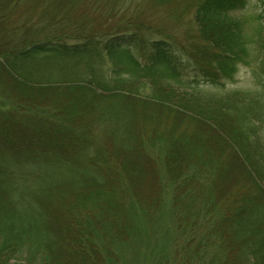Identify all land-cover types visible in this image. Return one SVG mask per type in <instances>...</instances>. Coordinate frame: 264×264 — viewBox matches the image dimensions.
I'll list each match as a JSON object with an SVG mask.
<instances>
[{
	"label": "trees",
	"instance_id": "16d2710c",
	"mask_svg": "<svg viewBox=\"0 0 264 264\" xmlns=\"http://www.w3.org/2000/svg\"><path fill=\"white\" fill-rule=\"evenodd\" d=\"M195 1L206 44L182 62L168 40L136 31L53 37L71 18V0H0V95L12 105L0 110V261L25 253L39 264H121L116 244L134 237L135 208L148 224L160 218L161 170L172 187L176 264H264V0L239 17L246 0ZM41 64L51 67L46 78ZM242 66L256 88L224 90ZM144 82L150 92L137 91L138 108L144 97H177L191 112L161 104L167 122L154 125L166 148L154 157L127 101ZM46 110L62 120L38 115ZM197 134L233 151L237 167L189 166L182 144ZM204 172L211 183L199 190ZM233 172L241 183L229 180Z\"/></svg>",
	"mask_w": 264,
	"mask_h": 264
},
{
	"label": "rangeland",
	"instance_id": "374dc122",
	"mask_svg": "<svg viewBox=\"0 0 264 264\" xmlns=\"http://www.w3.org/2000/svg\"><path fill=\"white\" fill-rule=\"evenodd\" d=\"M195 4V0H71V18L69 21L60 25L57 29H52L51 33L55 38L64 41H71V39L77 37L76 33L86 32V34H88L89 32H92L100 34L104 32L114 33L119 31H136L139 35L148 39L163 38L168 40L173 46L172 48L177 55V60L185 62L191 59L196 48L206 44L200 36L196 23L194 12ZM261 10V0H246L244 7L241 10L235 11L232 15L234 17H239L241 15H248ZM20 15L24 16L23 14L18 13L17 16L13 18L15 19L13 22L22 24L25 17H20ZM37 16L38 15H32L31 18L34 17L33 19H36ZM133 50L136 53L139 51L135 48H133ZM82 64L83 61L77 65L81 66ZM98 66L102 68L101 75H106L108 72L107 69L110 66V61L106 55H104L103 61L98 64ZM250 66L252 70L259 71L255 63H252ZM49 68L51 69L47 64H41L37 69L42 77L46 78L44 72L48 71L47 69ZM250 68L242 66L232 79L224 81L225 83L222 88L224 90H254L256 86L251 77L250 73L252 71ZM58 86H60V84H58ZM130 90L131 91H128L129 93H127V101H133L134 103L128 104H131L129 106L133 109H137V118H143L144 123L146 124L144 126L145 128L141 129V132L145 142H148L143 146L149 153H152L151 157H154L153 154L162 152L166 148L162 143L164 142V139H162L163 137L157 132L156 125H154L158 117L167 122L163 110L165 108L161 107V104L164 105L170 101L168 104L171 107L178 109L180 112H191L186 107H181L177 104V97H171V99H168L167 97L166 100L160 98L148 99L144 97L145 101L142 102L141 108H138L140 102L136 101L139 100L137 98V91L146 95V93L150 92V83L144 82L135 85L131 87ZM180 91L181 90H179V92ZM158 97H160V95ZM11 106L12 105H10L8 100L0 95L1 111L10 109ZM72 107V109L69 110L70 112H80V114L76 115H81L83 112V110L79 109L76 105H72ZM85 111L86 114L88 110ZM157 111L159 112L158 115H156ZM38 115L46 117V121L52 120L58 123L62 120L61 115H57L54 110L39 112ZM167 118V120H169L171 115L167 116ZM147 125L149 126L146 127ZM262 126L264 127V123H262ZM158 127L161 129L165 128V126ZM68 128V132H71V130L75 131L74 127L71 125H69ZM98 131L99 130H97V132ZM197 136L198 137L194 140L189 139L183 143L184 145L182 144V146H184L183 151H185L187 160L189 161V166H206L207 164H212L214 166L220 165L221 168L223 165L227 164V160L228 162L232 160L233 166H235L234 168L237 167V164H235L236 159H233V151L228 152L226 151L227 149L224 150V147H222L220 143L214 142L216 139L212 140V142L210 139H206L204 135L197 134ZM218 139L219 138L217 137V141ZM222 151L224 154H222ZM236 161L238 162L239 160ZM158 166L159 164H155L157 170H159ZM232 168L231 171H233ZM223 170L225 171L226 168ZM157 174L161 188L164 187L162 195H160L162 200V212L160 218L157 222L148 224L142 216L140 217L138 208H135L134 213L136 223L134 225L137 230L134 237L129 242H120L119 244H116L118 245L117 250L120 252L121 264H176V261H174L173 258L180 241L177 240L178 234L175 232V223L170 210L172 187L169 182H161V170ZM207 174L208 172L202 174L203 177L197 182V189H204L205 186L210 185L211 181H208L209 179L203 180L206 177H210ZM240 175L241 172L238 174L233 172L230 175L229 180L241 183L243 180ZM226 181H228V179ZM213 184L215 183L213 182ZM229 185L227 187H229ZM232 187L233 186H230V188ZM201 195L202 193H200L199 197H201ZM63 218L64 216L58 215L57 222L61 224V222L64 221ZM63 247L66 251H69L67 243L63 245ZM25 257L24 253L13 258H8L7 260H2V258L0 264H39V260H32V262H30ZM60 259L62 260V257H60Z\"/></svg>",
	"mask_w": 264,
	"mask_h": 264
}]
</instances>
